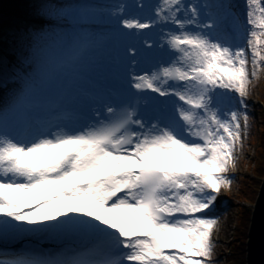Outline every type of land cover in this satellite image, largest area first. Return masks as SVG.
Returning <instances> with one entry per match:
<instances>
[{"label":"rangeland","instance_id":"374dc122","mask_svg":"<svg viewBox=\"0 0 264 264\" xmlns=\"http://www.w3.org/2000/svg\"><path fill=\"white\" fill-rule=\"evenodd\" d=\"M35 1V10L30 15L9 19L16 32H23V36L17 34L23 46L8 50L0 47L7 67L17 71L12 77L0 76V90L5 91L8 85L19 84L22 94L19 101L15 100L11 106L8 102V108H0V158L17 168H26L20 183L7 185L0 182V256L5 249L21 252L25 248V259L32 252L39 253L43 258L41 248L45 247L42 244L49 242L55 245L53 255L56 258L52 261L57 263L68 258L73 264H91L90 256L99 252V249L84 250L80 255H73V258L69 254L75 253L77 247L88 245L92 230L97 229L103 242L110 241L115 248L123 247L124 238L109 240L107 230L117 227L124 237L136 232L143 221L141 214L135 213L133 204L124 198L106 205L99 195L90 200L85 199L83 189L76 190L78 196L70 193L56 194L55 186L63 185L68 170L58 180L52 175H46L53 168L57 157L49 154L50 148L53 142L70 139L74 134L61 135L63 127H55L60 124L58 120L48 122L50 127L47 132H37L34 112L31 114L33 128L29 120L22 121L20 127L11 120H25V105L38 107L34 99L37 91L56 97L46 106L48 113L50 109L57 112L62 103L74 109L88 105L84 97L86 76L97 67V62L103 56L102 50L106 48L104 40L108 39V36L107 39L105 37L106 27L114 20L121 0ZM194 2L204 3L212 12L210 18L227 24L236 32V37L227 44L216 40L208 46L200 30L203 21L197 18L194 6L185 8L183 0H163L162 3L169 8L163 42H176L182 46L181 55L189 58L182 67L184 76L190 72L191 66L198 63L199 52L208 51L211 62L218 65L216 87L226 100L239 104L240 108L223 114L211 109V147L203 158L195 157L198 146H184L174 156L172 167L177 178H180V174L187 175L182 181L183 204L190 210L192 217L184 227L171 224L167 228L175 233L172 245L183 249L187 264H237L228 255L230 244L236 242L234 237L239 231L242 232L245 225L244 220L240 225L238 222L239 205L250 208L252 204L241 196L250 189L249 180L254 174L264 173V147L261 146V140H264V134H261L264 129V123L261 122L264 105L260 106L258 101V83L255 81L256 77L261 79L264 74V0ZM76 6L80 9L77 10ZM236 9L238 14L240 10L245 11L254 24L250 35L241 45H233L244 33ZM95 14L98 16L95 17ZM71 23H79L84 27L75 32L76 36L73 35L76 41L71 38ZM97 26L103 27L98 29ZM181 30L185 32L178 34ZM195 32L199 37L193 35ZM96 39L98 41H94ZM182 42L186 44L182 45ZM20 54L24 57H20ZM137 61L138 58L135 59ZM39 84L40 88L37 86ZM19 87L12 90L19 92ZM186 89L184 87V92ZM15 127L22 129L26 136L12 138L9 129ZM164 136L167 138V133L164 132ZM43 138L45 141H42ZM37 141H40L41 149L34 156L30 148ZM26 149L29 150L28 158L24 160L19 153H24ZM44 162L47 163L45 167ZM37 171L39 173L36 174ZM198 176L200 178L197 183L203 192L200 198L193 196L190 189ZM17 184H21L20 190L16 189ZM40 185H51L53 190L39 198L30 199L28 194L31 189ZM5 199L14 202L13 214L7 213L9 209L5 207ZM79 203L87 208L84 212L86 215L81 214L82 211L67 214L68 206ZM92 212L99 214L98 220L92 218ZM59 215L65 216V219L59 220ZM85 216L89 219L84 220ZM218 223L222 226L221 231L213 232L212 226ZM42 230L45 234L40 239H33V234ZM154 230L160 233L163 229L161 225H153L150 231ZM20 235L23 236V243H14ZM64 235L71 237L69 244L73 247L66 248L67 245L60 244ZM27 245L31 248H26ZM58 246L63 247L61 251L57 250ZM167 261L169 264L174 263L173 259ZM0 263L19 264L11 260L10 256L0 257Z\"/></svg>","mask_w":264,"mask_h":264},{"label":"bare ground","instance_id":"6f19581e","mask_svg":"<svg viewBox=\"0 0 264 264\" xmlns=\"http://www.w3.org/2000/svg\"><path fill=\"white\" fill-rule=\"evenodd\" d=\"M236 11H237V9H236ZM110 13V15L112 14V12H109ZM238 13V12H237ZM95 17L96 16H98L97 14H95L94 15ZM110 24V23H109ZM109 24H108V27H109ZM108 27H107V29L106 30H109L108 29ZM185 31L184 30H181V31H179L178 32V34H182V33H184ZM105 33H107V34H105L106 36V39H107V36H108V34H109V32L108 31H105ZM74 35V33L72 34V36ZM193 35L195 36V37H199V35H198V33H193ZM105 37H103V38H105ZM99 38H100V36H99ZM201 38V37H200ZM72 40L73 41H76V38L73 36V38H72ZM94 41H98V39H96V40H94ZM104 41H106V40H104ZM104 41H102V42H104ZM106 44V43H105ZM104 44V45H105ZM162 45H163V42H162ZM134 47V49H136L137 48V46L135 45V46H133ZM181 51H182V48H181ZM135 52V51H134ZM202 52V51H201ZM201 52H199V54H198V57H199V55H200V53ZM104 54V53H103ZM67 55V54H66ZM65 55V56H66ZM177 58L179 59V62L181 63V68L182 67H184L183 65H185L186 64V62L189 60V58L187 57V56H182L181 55V52L180 53H178V56H177ZM138 62H140V60H138ZM97 63H99V62H97ZM198 66H200V64H199V60H198V63L197 64H195V65H193L192 67H190V69L192 70V69H194V68H196V67H198ZM144 72H145V70L143 69V74H144ZM40 79H38L37 80V82L39 81ZM12 85V84H11ZM11 85H8L7 87H6V89H5V91H1L0 90V96L2 95V93H5L4 94V96H1V98H0V108H8V105H7V103L9 102V105L11 106L12 104H14L16 101H19V96H21L22 97V94L20 93V87H19V84L18 85H13V86H11ZM39 88L41 87L40 86V84L39 85H37ZM163 86V83L162 82H159V83H157V87L158 88H160V87H162ZM17 87H19V92H16V91H13L12 90V88H17ZM186 88V87H185ZM8 91H10V92H8ZM185 91H188V87H187V89L185 90ZM34 99L38 102L40 99H42V100H44V109H46V106L50 103V102H52L53 100H55L56 99V97H53V96H50V95H46L45 93H41L40 91H37L36 93H35V95H34ZM8 100H10V101H8ZM16 100V101H15ZM26 107H25V109H24V113H25V120H19V119H17V118H13V120H11L12 122H14V123H16L17 125H19L22 121H26V120H29V122H30V127L31 128H33V122H32V118H31V114L34 112V115H35V113L36 114H38L39 113V111L41 110V107H36V106H34V105H30V106H27V105H25ZM50 109V108H49ZM4 112V111H3ZM24 115H21L20 117H22V118H24L23 117ZM49 116H50V120L49 121H54V120H57V117H58V112H55V111H53L52 109H50L49 110ZM35 119V118H34ZM211 119L209 118V121H210ZM10 121V119H8V122H11ZM36 122V121H35ZM211 122V121H210ZM19 127H20V125H19ZM55 127H61V124H57V125H55ZM19 131H20V133H18V135H17V139H19L20 137H25L26 135L23 133V130L22 129H18ZM149 131V132H148ZM148 131H146L145 130V132H144V137H145V134H147L146 135V137H148L147 138V140L149 141V143L148 144H152L156 139H158V138H164L163 136V132H152V130H150V129H148ZM37 132H38V129H37ZM66 134V132L65 131H63L62 133H61V135H65ZM75 136V135H74ZM71 139V138H70ZM64 140H68V139H63V140H61V141H64ZM42 141H45L44 140V138L42 139ZM55 142H59V141H55ZM55 142H53V143H55ZM52 143V144H53ZM137 145H142V143L140 142V143H137ZM191 146H195V145H191ZM41 147V145H40V141H37V142H35L34 143V145H33V148H30V152H33V155L35 156V155H38L39 153H40V148ZM42 149H43V146H42ZM46 149V148H45ZM95 150H94V152L91 154V155H89V156H84L82 159H80L79 157L78 158H75V156H73L71 159H69V161L67 162V163H63V162H60V160H59V152L57 151V150H53L52 148H50V155H56L57 157H56V159L54 160V163H53V168L52 169H50V170H48L47 171V173H46V175L47 176H49V175H52L53 176V178H55V180H58L59 179V177L63 174V172H64V170H66V169H68V168H71V170H73V168H74V166L75 165H77L78 164V161H81L82 162V165H81V167H80V171H81V173H83V174H86V172L88 171V169L90 170V169H92V167L94 166V164L95 163H100L102 160H103V158H104V154H102L101 155V153H102V148H100V147H97V148H94ZM27 150V149H26ZM28 151L29 150H27V151H25L24 153H19V155L21 156V158L22 159H24V160H27V158H28ZM76 152H78V150L76 149L75 150V154L74 155H76ZM46 164L47 163H43V167H45L46 166ZM72 164V165H71ZM0 170H3V171H7L6 172V174L7 175H4V174H0V182H2V183H6L7 185H13V184H15V183H17V182H21V181H23V175L25 174V172H26V168H17V167H15V166H12L10 163H8V162H5V161H3L2 160V158H0ZM37 173H39V171H37L36 172V174ZM195 173H193V175H194ZM180 178H177V175H176V173L175 174H173V177H174V179L176 178V179H179V180H181V181H183L184 180V178L187 176L186 174H180V175H178ZM10 187H12V186H10ZM16 189L17 190H20L19 188L21 187V184H17L16 186ZM130 194L133 192V188H131V190L130 191H128ZM73 194V192L71 191V195ZM119 200V198L117 199V200H114L112 203H111V205L112 204H114L115 202H117ZM5 202V201H4ZM15 208V207H14ZM13 208V209H14ZM71 209H72V207H71ZM86 207L85 206H83L82 205V203H79L78 204V206L76 207V211L75 212H81V214H84V215H86L84 212H86ZM134 211H135V209H134ZM7 213H12L13 214V211H8ZM16 214H18V213H16ZM67 214H70V212H68ZM91 216H93L92 218H95V219H97L98 220V216H99V214H97L96 212H92L91 213ZM106 217V216H105ZM153 224H161V226L163 227V230H166L167 228H165V227H167V225L168 224H165V223H161V222H154ZM148 226H149V224H148ZM221 228H222V226H221V224H214V226H212V231L213 232H219V231H221ZM98 230V229H97ZM97 230H92V231H97ZM120 238H123V236L122 235H120L119 236ZM111 243H110V241H108V242H103V240L102 239H98V241L95 243V244H93V245H90V244H88V245H83V246H81V249H84V250H90V251H92L91 250V248H94V249H99V250H103V249H105V248H107L109 245H110ZM28 246V245H27ZM66 246V245H65ZM29 247V246H28ZM27 247V248H28ZM71 247H73V245L72 244H67V247L66 248H71ZM61 248H63V247H58L57 248V250H59V251H61ZM120 249H122V248H120ZM119 249V250H120ZM19 251V250H18ZM90 251H89V253H90ZM55 253V252H54ZM53 253V254H54ZM82 253V252H81ZM81 253H78V254H76V255H80ZM56 254H57V252H56ZM1 255L2 256H7V258H8V256H10V259L11 260H13V261H15V262H17V263H19V264H41V260H36V261H32V259H28V258H26L25 259V257H24V255H23V251H21V252H16V250H14V249H5V251H4V253H1ZM2 256H0V257H2ZM56 258V256L55 255H53V257H52V260H54ZM42 259V258H41ZM50 261V262H46V263H43V264H51V263H54V264H73V261H71V260H68V258H66V259H63L62 261H58L57 263H56V261L54 262V261ZM119 263H121V260L120 261H118L117 263H115V264H119ZM0 264H4V263H0ZM108 264H114L112 261L111 262H108Z\"/></svg>","mask_w":264,"mask_h":264},{"label":"trees","instance_id":"16d2710c","mask_svg":"<svg viewBox=\"0 0 264 264\" xmlns=\"http://www.w3.org/2000/svg\"><path fill=\"white\" fill-rule=\"evenodd\" d=\"M35 0H0V47L5 49H14L18 48V45L23 46L22 40L20 37L17 39V34L23 36V32H16L14 25H11L9 19L12 17H27L35 9L33 8V3H36ZM43 1H41L42 3ZM37 4H35L36 6ZM13 19V18H12ZM22 43V44H21ZM22 55L20 54V57ZM24 57V56H22ZM5 55L0 53V76L2 77H12L15 76L17 71L15 68L7 67ZM255 81L258 83V98L264 104V74L261 79L255 78ZM262 123H264V111H262ZM263 128V127H262ZM261 134H264V129ZM261 146L264 147V140H261ZM263 174V173H262ZM262 174H254L253 178L249 180L250 189L246 190L241 196L244 200H249L253 202L257 189L260 183V178ZM243 192V189L241 190ZM240 212L238 214V222L244 220L245 225L239 231L238 235L234 237L235 243H231L229 246V259L235 260L237 264H244V247L246 239V230L249 221L250 208L243 205H239ZM231 264V263H228Z\"/></svg>","mask_w":264,"mask_h":264},{"label":"water","instance_id":"95a60500","mask_svg":"<svg viewBox=\"0 0 264 264\" xmlns=\"http://www.w3.org/2000/svg\"><path fill=\"white\" fill-rule=\"evenodd\" d=\"M244 264H264V173L250 207Z\"/></svg>","mask_w":264,"mask_h":264}]
</instances>
